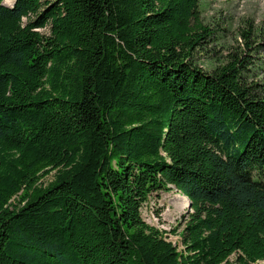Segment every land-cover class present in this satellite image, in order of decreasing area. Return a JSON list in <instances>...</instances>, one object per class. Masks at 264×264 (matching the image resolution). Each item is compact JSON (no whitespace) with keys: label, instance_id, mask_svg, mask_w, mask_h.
<instances>
[{"label":"trees","instance_id":"16d2710c","mask_svg":"<svg viewBox=\"0 0 264 264\" xmlns=\"http://www.w3.org/2000/svg\"><path fill=\"white\" fill-rule=\"evenodd\" d=\"M211 35L200 0H0V264H264V84Z\"/></svg>","mask_w":264,"mask_h":264},{"label":"rangeland","instance_id":"374dc122","mask_svg":"<svg viewBox=\"0 0 264 264\" xmlns=\"http://www.w3.org/2000/svg\"><path fill=\"white\" fill-rule=\"evenodd\" d=\"M200 14L212 35L195 52L196 63L212 71L237 54L252 61L251 78L264 84V0H200ZM54 174L46 178V183ZM179 195L183 194L175 187L156 192L143 207L147 222L164 231L175 243L180 241L183 216L189 210L183 207ZM175 229L177 233H173ZM234 259L233 255L231 260Z\"/></svg>","mask_w":264,"mask_h":264},{"label":"bare ground","instance_id":"6f19581e","mask_svg":"<svg viewBox=\"0 0 264 264\" xmlns=\"http://www.w3.org/2000/svg\"><path fill=\"white\" fill-rule=\"evenodd\" d=\"M179 198L181 200V204H183V207L189 206L190 200L186 196L179 195Z\"/></svg>","mask_w":264,"mask_h":264}]
</instances>
